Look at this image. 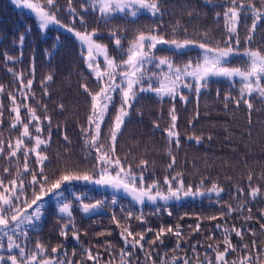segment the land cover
I'll use <instances>...</instances> for the list:
<instances>
[{
	"label": "snow or ice",
	"instance_id": "1",
	"mask_svg": "<svg viewBox=\"0 0 264 264\" xmlns=\"http://www.w3.org/2000/svg\"><path fill=\"white\" fill-rule=\"evenodd\" d=\"M204 2L211 4V0H204ZM12 3L18 8L30 10L41 30H47L51 25H59L71 32L80 42L82 54L86 53L85 63L90 74L95 78L97 90L93 92L87 83L81 85L90 99V105L86 125H81L80 128L85 158H91L95 163L91 168L80 169L70 162H65L63 167L53 169L49 174L46 169L51 164V160L46 150L50 146L53 123L52 117L47 115V105L42 104L32 90L35 79V58H32L28 73L31 78H28L26 82L22 71L17 72L7 68L13 83L18 82L20 87L14 91H8L4 85L0 84V97L6 94L10 100L9 130L16 129L19 135L14 139L9 137L7 142L0 138V157H3L5 161L4 164H0V250H3L0 251V264H73V260L68 258L66 249L63 250V256L59 254L61 245L52 247L51 255H49L47 247L37 239L33 248L30 249L29 233L31 230L38 229L45 215L48 200L55 202L59 219L64 221L58 230L60 237L67 240L71 235V238L76 241H80L81 232L76 224L74 208L90 216L100 209L119 203L115 195L110 202L94 198L92 202H85L90 199L89 195L85 191H77V184L123 191L140 205L148 201L156 205L153 215L166 212L171 216L172 211L168 202L181 201L189 197H204L208 194L215 195V203L220 205L221 210L219 216H208L207 220L214 221L226 215L231 216L233 213L246 214L243 215L244 223L240 228H237L235 224L231 227H221L220 224H216V228H221L223 248L221 249L219 241L215 244L208 243L204 252L201 253L197 250L201 241L193 242L187 249L181 246L182 241L188 244L190 236L184 233L183 226L179 223L175 225V228L172 225L167 227L161 225L158 229L145 227L140 232H134L130 222L134 219L147 225L145 214L142 210L139 213L131 209L125 212L121 207L123 224L117 218L115 211L111 215V222L120 228L119 235L124 245L118 250V260L114 259L115 246L110 241H105L102 245L96 246L95 254L91 247L82 246L79 259L75 261V264H88L89 261L92 264H264V237H261V243L257 246L256 230L247 226V222L253 219L249 205L257 198L264 199V192L259 185L252 187L251 172L247 176L249 191L246 196L242 187L235 186V193L232 194L237 201L235 206L232 203L222 202L221 194L225 189L217 182H212L210 187H206V178L202 177L195 187L192 184L186 185L183 172L174 169L176 155L173 149L181 147L175 103L167 112L168 126L162 129L167 141L165 152L170 158L166 171L172 170L173 175H165L162 181L153 178L150 183H146L149 161L141 159L134 169L130 163L127 165L125 163L128 160L127 154L122 161L116 152L117 138L122 134L125 121L130 119L139 94L145 92L155 94L161 101L165 97L172 101L179 98L186 104L188 97L184 95L183 89H188L198 99L202 90L209 89L213 78L226 79L233 85L238 81V97L228 93L224 96V100L231 101L237 107L243 103L248 109L249 124H251V112L254 105L250 98L255 96L264 102V36L257 31L258 28H264V0H223L220 4L212 5L224 7L223 13L217 12L215 15L217 18L223 17L226 30L225 38L222 41H216L215 46L212 43L214 38L210 37L206 31L197 33V39H189L187 35L182 39L178 38V32L183 31L186 34L187 28L177 21L176 25L171 26L172 38H165L161 34V23L151 27L147 32L135 29L134 37L128 41L125 48L121 41L122 38L127 39V37L123 35V30L113 26L109 29V36L114 39V46L121 54L122 58L119 60L110 56L106 44L98 42L99 28L88 29L84 13H97V22L105 25H109L118 14H124L135 21L142 12H147L152 18H158L162 22L165 15L161 6L162 0H84L79 10L73 4V0H66L64 9H61L58 0H12ZM62 10L69 16L71 24H64L58 18V13ZM242 16L250 19V26L241 24ZM77 22L84 29L83 31L74 26ZM241 26L246 32L243 41L245 46L242 50L238 30ZM18 40L20 54L14 57L5 53L6 63L14 64L22 61L25 34L19 35ZM254 44L256 46L252 47ZM164 45L174 50L173 55H184V50L191 48L200 51L195 57H189L186 62L177 64L172 56L156 55L159 47ZM101 57L103 68L100 67ZM233 57H242L245 66H229ZM52 79V75L49 74L40 81L44 95L48 94L46 85ZM116 94L119 96L118 106L115 104ZM217 96H219V89H217ZM30 97L36 99L37 105L43 108L45 113L43 120L38 115L37 108L28 103ZM58 107L63 110L64 105L60 104ZM112 107L116 108L114 116H110ZM224 107L227 109L228 104L225 103ZM22 108L25 110L23 116ZM137 114L142 115L138 110ZM162 115L163 113L161 118ZM3 117V103L0 100V124L4 122ZM198 117L199 111L196 112V118ZM108 120H111V123H107ZM189 123L191 124L192 121L190 120ZM45 127L47 128L46 136L44 135ZM56 127L59 129L60 125ZM103 127L107 128V132L102 136ZM159 128V123L154 121L153 130ZM186 138L194 140L197 144L202 141V137L195 133ZM208 138L211 139V136ZM63 139L70 144L66 131L63 133ZM57 157L59 159V153ZM5 173L9 177L7 180ZM258 179L264 180V173H261ZM161 201L164 204H160ZM259 211L260 218L264 219V209ZM185 216H188V213H184L181 219ZM203 219L199 217L194 228L188 225L189 232H201ZM259 230L264 233V223L259 224ZM147 233H153V238L146 241ZM233 233L240 239L239 245L232 243ZM83 234L87 235V232ZM106 234L111 235V232L98 233L99 236ZM245 234L253 236L252 248L244 242ZM166 236L174 237L176 243L173 248L161 255L159 248L163 245V238ZM214 236L215 233H210L207 240H213ZM145 243L148 245L147 248ZM100 248L110 254L108 260H103L104 253L99 251ZM188 250L191 251V255H188ZM230 254H234L235 258L229 259ZM72 255H76L75 250ZM154 256L159 257V260L154 259Z\"/></svg>",
	"mask_w": 264,
	"mask_h": 264
},
{
	"label": "trees",
	"instance_id": "2",
	"mask_svg": "<svg viewBox=\"0 0 264 264\" xmlns=\"http://www.w3.org/2000/svg\"><path fill=\"white\" fill-rule=\"evenodd\" d=\"M61 9L66 6V0H58ZM84 0H73V4L79 10L80 4ZM223 0H211V4H205L204 0H162V10L165 12L163 21L158 18H152L147 12H142L139 17L133 21L124 14H118L109 25L97 22V13H84L87 20L88 29L99 28L98 42L108 46L110 56L117 60L121 59L120 52L114 46V39L109 36V29L113 26L118 30H123V35L127 39L122 38V44L127 47L128 41L134 35L135 29H140L147 32L151 27L161 24V34L165 38H172L171 26L176 25L177 21L187 28V33L178 32V38H184L187 35L189 39H197V33L208 32L209 36L214 38L212 43L215 46L216 41H222L226 36L224 28L225 21L223 17H216V13H223L224 7L212 6L222 3ZM191 13V15H189ZM58 18L64 24H71L69 16L62 10L58 13ZM250 19L242 16L241 24L250 26ZM78 30L84 29L77 22L74 25ZM30 28V31L28 29ZM239 34L241 38V50L245 46L243 41L246 35L244 27H240ZM261 36H264V28L257 30ZM25 34L23 44V59L20 63H6L4 54L12 56L20 54L18 37ZM59 37V39H57ZM259 40V37H257ZM55 45V47H53ZM256 45H252L255 47ZM172 49L167 46H160L156 51L158 56H172L175 63L180 64L186 62L189 57H195L199 53V49L191 48L184 50V55H173ZM85 55L82 54L80 42L75 36L56 25H51L47 30H41L35 16L28 11L16 7L10 0H0V84L4 85L8 91H14L20 87L19 83H13L11 74L6 70L12 68L14 71L23 72L25 82L31 78L28 73L32 65V58H35V79L32 90L36 94V98L41 100V103L47 105V115L52 117L53 129L50 146L46 150V154L51 160L47 171L51 174L53 169L63 167L65 162H70L74 167L83 169L91 168L95 161L91 158H85L83 136L81 133V125H86V117L89 113L90 99L83 91L81 85L87 83L89 88L95 92L97 85L95 78L90 74V70L85 63ZM229 66L244 67L245 62L242 57L231 58ZM154 70V69H153ZM51 74L53 79L47 82V95L43 94V88L40 81L47 75ZM239 82L235 85L223 78H213L210 81L208 90H202L201 95L197 99L194 93L188 89H183L184 95L188 97V102L185 104L179 98L175 101L165 97L163 101L159 100L155 94L145 92L139 94L131 113L130 119L125 121L123 131L117 138L116 152L122 161L127 154L128 160L126 165L130 163L135 169L141 159L149 161L148 170L146 172V183H150L153 178L163 180L165 175H173L172 170L166 171V166L170 162V158L166 155L167 147L166 134L162 129L166 128L169 123L168 109L173 103L176 105L178 121L177 128L181 136V147L173 149L176 155L175 171L183 172L185 184H192L194 187L199 184L200 179H205L206 187H210L212 182H217L225 191L222 195V202L232 203L234 206L237 201L233 198L235 186H240L244 189L245 196L249 188L247 176L249 172L253 174L252 187L260 186L264 192V180L258 179L261 173H264V102L259 98L252 97L251 102L254 108L251 112V124H249V112L247 107L242 103L239 107L235 106L231 101H225L224 96L231 93L233 97H238ZM219 89V96H217ZM18 100L20 99L17 93ZM3 103L4 122L0 124V138L7 139L15 138L19 135L16 129L9 130V111L10 100L7 95L0 97ZM28 103L37 108L38 115H45L42 107L38 106L36 99L29 98ZM225 103L228 104L225 109ZM64 105L63 110L58 106ZM115 104H119V96L116 94ZM137 110L142 115L137 114ZM24 109H21V115H24ZM199 111V117L196 118V112ZM116 108H110V116H114ZM161 113H163L161 118ZM192 121L190 124L189 121ZM158 122L160 128L153 130V122ZM107 123H111L108 120ZM56 125H60L57 129ZM30 130L31 126H30ZM66 131L70 144L63 139V133ZM107 132V128H102V136ZM195 133L202 137L201 143L197 144L194 140H188L186 137ZM47 135V128L45 133ZM211 136V139L208 137ZM27 143V141H26ZM59 153V159L57 157ZM3 157H0V164H4ZM47 163V162H46ZM5 179L9 177L5 173ZM231 178V179H229ZM95 188V185H87ZM83 190L88 193L89 200L102 199L101 195L96 194L94 190L90 191L86 186ZM113 195L116 196L119 203L114 206L105 207L103 212L92 217H83L81 211L74 208V216L76 224L81 232L80 241H76L69 235L68 239L60 237L59 227L64 221L59 219L56 205L53 202L46 204L45 215L38 226V229L31 230L29 236V248H33L37 239L47 247L48 254L51 255V248L61 245L58 250L63 256V250L66 249L68 258L75 261L79 259L82 246L91 247L93 254L97 251L98 245H102L105 241H110L114 245L113 251L116 252V257L119 258V248L124 247L123 241L119 235L120 228L111 222L112 212L115 211L117 218L124 223L121 213V207L125 212L131 209L135 213L141 210L145 214L148 221L144 225L136 220H132L131 227L134 232H140L145 227L158 229L161 225L167 227L172 225L175 228L177 223L183 226V231L190 236L188 244L181 242V246L187 249L188 245L195 241L202 243L197 246V250L204 252L208 243L215 244L221 242L220 247L223 248L221 228H216V224L221 227H231L233 224L240 228L244 223L243 215L233 213L231 216L218 218L214 221L207 220L208 216L217 215L221 210L220 205L215 203L216 197L214 194H208L204 197L186 198L181 201L168 202L171 208L172 215H167L166 212H161L159 215H153L156 205L146 201L144 205H140L132 200L128 195L115 191L110 192L106 201H111ZM243 199V198H242ZM75 203V202H74ZM164 204V202H159ZM252 209L253 219L247 222V226L256 230L257 246L261 243V237L264 233L259 230V224L264 223V219L260 218V211L264 209V199L257 198L249 205ZM184 213H188L183 219ZM199 217L204 219L201 221V232L190 233L188 225L193 228ZM87 235H84V232ZM108 231L111 235L99 236L98 233ZM210 233H215L213 240H207ZM153 238V233H147L145 240ZM164 243L159 248L161 255L175 246L176 240L172 236L163 238ZM253 236L245 234L244 242L248 243L249 248H252ZM233 244L239 245L240 239L235 235L231 236ZM145 247L148 245L145 243ZM73 250L76 255L73 256ZM258 250V249H256ZM99 251L104 253L103 260L109 259V253H106L103 248ZM255 251V250H254ZM209 252L211 250L209 249ZM141 260H142V253ZM171 255V253H169ZM183 255V253H180ZM188 255L191 251L188 250ZM229 259H234L235 255L230 254ZM154 259L159 260V257ZM88 264H92L91 261Z\"/></svg>",
	"mask_w": 264,
	"mask_h": 264
},
{
	"label": "rangeland",
	"instance_id": "3",
	"mask_svg": "<svg viewBox=\"0 0 264 264\" xmlns=\"http://www.w3.org/2000/svg\"><path fill=\"white\" fill-rule=\"evenodd\" d=\"M11 2H12V0H10ZM24 10H26V11H28L29 13H31V14H33L30 10H28V9H24ZM34 15V14H33ZM38 23V22H37ZM56 26H59V25H56ZM63 28V27H62ZM76 38V37H75ZM77 39V38H76ZM78 40V39H77ZM165 46H167V45H165ZM168 47V46H167ZM100 67L101 68H103L104 67V64H103V58L101 57L100 58ZM151 67V66H150ZM232 67H236V66H232ZM78 186H84L83 184H78ZM86 188L87 189H89L90 191H93L94 190V192H95V195L96 194H99V195H101V197H102V199H106V198H108L109 197V194H110V192H115V190H113L112 188H104V187H95V188H92L91 186H86ZM77 191H85V190H83V187H78L77 188ZM119 192H122V193H124L123 191H119ZM124 194H126V193H124ZM126 195H128V194H126ZM129 196V195H128ZM129 197H131V196H129ZM53 202L54 204H55V202L54 201H52V200H48L47 201V203L48 202ZM85 202H87V201H85ZM46 203V204H47ZM97 215V214H96ZM90 217H92V216H90ZM0 251H3V250H0ZM16 251H18V250H16Z\"/></svg>",
	"mask_w": 264,
	"mask_h": 264
},
{
	"label": "water",
	"instance_id": "4",
	"mask_svg": "<svg viewBox=\"0 0 264 264\" xmlns=\"http://www.w3.org/2000/svg\"><path fill=\"white\" fill-rule=\"evenodd\" d=\"M103 210H104V208L103 209H100V210H98L95 214H92V215H90V216H93V215H96V214H100V213H102L103 212ZM81 214H82V216L83 217H90L89 215H87V214H83L82 212H81Z\"/></svg>",
	"mask_w": 264,
	"mask_h": 264
}]
</instances>
